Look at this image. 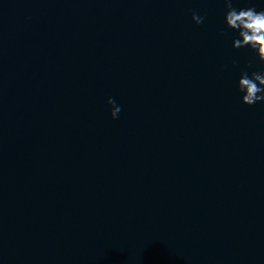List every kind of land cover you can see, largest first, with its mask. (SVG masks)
Returning a JSON list of instances; mask_svg holds the SVG:
<instances>
[{"label":"water","instance_id":"water-1","mask_svg":"<svg viewBox=\"0 0 264 264\" xmlns=\"http://www.w3.org/2000/svg\"><path fill=\"white\" fill-rule=\"evenodd\" d=\"M226 11L0 0V264H264L261 64Z\"/></svg>","mask_w":264,"mask_h":264},{"label":"clouds","instance_id":"clouds-1","mask_svg":"<svg viewBox=\"0 0 264 264\" xmlns=\"http://www.w3.org/2000/svg\"><path fill=\"white\" fill-rule=\"evenodd\" d=\"M223 2L227 9L224 23L227 28L238 33V38L233 40V48H250L261 64L259 71H252L251 74L248 71L241 72L237 84V90L242 94L241 102L248 106L264 102V10L257 11L255 7L238 10L233 7V0H223ZM192 20L199 25L203 23L204 17L194 12ZM233 63L235 64L236 61ZM251 66L249 64V67ZM107 104L111 106L112 119H117L122 111L121 107L112 97L108 98Z\"/></svg>","mask_w":264,"mask_h":264}]
</instances>
